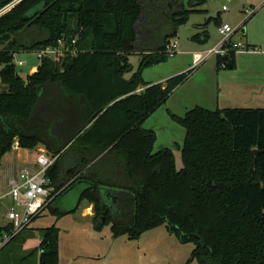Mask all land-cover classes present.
Listing matches in <instances>:
<instances>
[{
    "label": "trees",
    "instance_id": "obj_1",
    "mask_svg": "<svg viewBox=\"0 0 264 264\" xmlns=\"http://www.w3.org/2000/svg\"><path fill=\"white\" fill-rule=\"evenodd\" d=\"M13 1L0 0V9L8 6L0 13V163L16 139L23 148L44 145L56 156L47 170L59 191L48 205L56 217L88 202L95 227L111 224L115 237L137 238L164 224L180 241L194 242L190 260L199 264H264V108L170 112L186 131L181 169L171 148L153 151L156 132L143 126L190 71L149 83L141 69L166 59V44L196 7L183 0ZM164 24L156 44L152 28ZM62 39H76L77 52L62 61L45 56L26 78L19 74L16 52ZM132 53H140V65L126 76ZM235 56L232 50L216 62L232 68ZM63 131L64 141L54 144ZM80 179L89 185L77 206L57 205ZM3 228L12 231L6 244L20 233ZM18 264H59V227L42 228L39 244Z\"/></svg>",
    "mask_w": 264,
    "mask_h": 264
},
{
    "label": "rangeland",
    "instance_id": "obj_2",
    "mask_svg": "<svg viewBox=\"0 0 264 264\" xmlns=\"http://www.w3.org/2000/svg\"><path fill=\"white\" fill-rule=\"evenodd\" d=\"M16 1V0H15ZM13 1V2H15ZM186 7H190L195 2L196 11L190 14L189 20L178 27L177 34L174 39L178 42L177 53L174 56H167L163 61L145 66L141 69L143 80L149 83L159 82L168 79L172 76L187 73L184 81L176 87L167 98L166 102L157 107L143 122L145 128L153 129L156 132L157 139L154 144L153 151H157L162 147H169L172 149L175 157L176 168L183 167V159L181 147L184 142L185 128L178 120L173 118L170 112L178 115L184 113L196 106V104H206L211 109L222 107H262L264 108V91L262 88H252L245 86L242 89L233 84L232 90H219L217 88L214 75L216 72L223 71L226 68L221 66L220 69L215 65L216 56H211L198 65L193 62L192 49L196 47L198 51H204L211 48L222 37L218 31V26L221 24L215 23V17L219 14L222 16L224 22L229 23L233 28L238 29L235 20L238 16L246 15V6L250 5L252 0H183ZM11 2V3H13ZM227 6V10H223V6ZM8 6L0 9V13ZM248 8V7H247ZM245 9V12L243 10ZM32 13V12H30ZM212 19L209 21V19ZM246 18V17H245ZM163 28H152V39L158 44L161 40L160 35L165 33ZM209 34L207 40H196L192 37L195 34L203 33ZM169 31V30H168ZM241 31L235 34V39L239 37ZM204 38V36H203ZM192 53H191V52ZM20 59H25L26 65L18 66L19 74L26 78L30 73V64L33 61L34 65L39 66L38 59L34 50L32 51H18L14 54L15 62ZM140 53L130 54V61L133 70L128 72L126 76H130L132 72L137 71L140 65ZM2 63H0V69ZM218 69V70H217ZM228 70V69H227ZM233 72L235 75L237 70ZM241 69H238L240 71ZM205 79V80H204ZM5 84L0 79V90L5 88ZM252 88V90H251ZM258 90V91H257ZM257 91V92H255ZM257 93V94H254ZM53 143L58 145L66 138L64 131L58 135ZM43 147V145H38ZM28 151L34 157L37 153V148H30ZM46 150V149H45ZM23 150L16 149L15 146L11 151L7 152L0 163V191L6 192V183L8 177L11 176L12 164L15 163L18 155ZM27 154V151L24 152ZM16 166V165H15ZM21 167V166H20ZM16 166L13 175H17L20 169ZM68 195V194H67ZM75 192H72V204L75 203ZM3 211H6L10 198H4ZM81 205L75 213L57 220L50 208L47 207L41 214H39L26 228L2 249H0V264H18L22 262L23 257L36 247L42 235V228L55 224L59 227V247L63 260L70 258L73 255V247L78 248L76 260L78 262H85L89 258V252L97 248V244L101 245V238L104 239L105 245L103 248L110 250L108 262L105 264H199L197 259H191V252L194 248V242H182L179 238L169 231L166 225H160L143 232L140 237L128 238L126 235L118 237L113 236L111 231V224H105L101 229L96 228L89 217L82 215ZM9 223L3 213H0V224L5 226ZM3 236L10 234L6 228L2 230ZM96 237V240L95 238ZM89 245L90 251H85V247ZM59 250V259H60ZM97 264H103L99 260Z\"/></svg>",
    "mask_w": 264,
    "mask_h": 264
},
{
    "label": "crops",
    "instance_id": "obj_3",
    "mask_svg": "<svg viewBox=\"0 0 264 264\" xmlns=\"http://www.w3.org/2000/svg\"><path fill=\"white\" fill-rule=\"evenodd\" d=\"M247 7H251L254 10L250 14L246 13V15H247V16H245L246 18L243 17L242 15H240L235 20V24H236V26H238V28L241 26L243 27V28L241 27L238 31H236L232 36V38L234 40L238 41L241 44V48L236 50L235 67L226 68L223 71H219L218 69H220V67L218 66L217 62L215 63V65L218 68L217 69L218 71L216 72V74H212V75H214V79L216 80L217 88L219 90H232L233 84H234L237 87H239L240 89H242L245 86H251L252 88H254V87L258 88V89L262 88L261 90L264 91V0H252V1H250V5H247L246 8ZM189 8H195L194 3H192V5ZM245 9L243 10V12H245ZM217 19L220 21V23L224 22L223 20H225L222 18V16L220 14L217 16ZM215 23L217 25L216 20H215ZM239 31H241V34L239 35L238 38L235 39V34ZM204 33H206L205 30L202 33L203 34L202 40L203 39L207 40L210 35L209 34L204 35ZM203 36H204V38H203ZM198 50L199 49H197L196 47H194L192 49V51H194V53L199 52ZM194 53H193V62H194ZM31 65H34L33 61L31 62L30 66ZM30 66H29V68H30ZM37 69H38L37 67L30 69V73L36 71ZM229 69H233V71L237 70L236 75L233 72H230L231 70H229ZM238 69H241V70L238 71ZM188 71H190V69ZM165 80H167V79H165ZM165 80H162L159 82H165ZM149 82H151V81H149ZM154 83H156V82H154ZM252 88H251V90H252ZM257 91H255V92H257ZM254 94H257V93H254ZM196 105H202L204 107L211 109V107H208V105H206V104H196ZM222 108H227V107H222ZM13 146H15L16 149H18V150L22 149L23 151L18 155V158L16 159L15 163L12 164V169H11L12 173H13V171H15L16 166H19V167L21 166L19 171L25 167L36 170L38 168V165L35 162L36 157L43 150L48 155L52 156L51 153H49L46 146H44V145H43L44 148L43 147L41 148L39 146L35 147V148H37V153H36L35 157L33 154H30L28 152V151H31L32 149L21 147L19 145V142L17 139L15 140ZM25 151H27V154L24 153ZM12 173H11V176L13 174H15V173H13V174ZM17 173H19V172H17ZM85 181L86 180H84V179L78 180L77 182L79 184L76 182L77 185L74 186L70 190V192L67 193L68 195H66V193L62 194V195L60 194L55 199V203L57 205H59L60 207L65 208V209H70V208L77 206L81 191L87 185H89V182L88 181L85 182ZM50 182H51V180H50ZM72 192H75V195H76V197H75L76 201H75L74 205L72 204L73 199H71L72 198ZM81 205H83L82 215L85 217H89L90 220L92 221V224L95 226L94 218H93V216H94L93 204L88 203V202H82ZM75 212H72V213H75ZM0 213H2V212H0ZM70 214L71 213H68L67 215H70ZM60 218H62V216L57 217V220H59ZM94 238L96 240V237H94ZM100 244L101 245L97 244V248L93 249L91 251H90L89 245H87L85 247V251H87V252L90 251V252L88 253L89 258L83 263L78 262L76 260L78 248L73 247V255L70 258H68V259L66 258V260H63L61 250L59 247V250H60L59 264H97L99 260H102L103 264H105L106 261L108 262L107 255L109 254L110 250L108 248L102 247L105 245L104 239L101 238Z\"/></svg>",
    "mask_w": 264,
    "mask_h": 264
},
{
    "label": "built area",
    "instance_id": "obj_4",
    "mask_svg": "<svg viewBox=\"0 0 264 264\" xmlns=\"http://www.w3.org/2000/svg\"><path fill=\"white\" fill-rule=\"evenodd\" d=\"M227 10V6H223ZM254 9L251 7L246 8V13L250 14ZM218 31L221 34L219 41L208 48L207 50L194 53L195 65L200 64L211 56L223 57L227 56L232 50L241 48V44L232 38L236 29L229 23L222 22L218 26ZM76 39L71 43L66 44L65 40H60L56 46H48L35 50L38 59L41 60L45 57H52L57 61H62L63 57L67 54H75L77 52ZM178 42L176 39L170 40L166 44L165 54L167 56H174L177 53ZM25 59H20L15 62L18 66L26 64ZM220 66L226 68L227 62L222 61ZM38 66L31 65L30 69ZM142 87L139 88V90ZM56 157L48 155L44 150L41 151L36 157L38 168L36 170L30 168H23L17 175H12L8 178L6 183V192L0 191V212L8 218L10 225H12L13 235L26 228L30 223L42 213V211L54 200L59 191L50 184V179L47 176L48 168L55 162ZM9 197L10 203L6 211H3L4 198ZM7 225V224H6ZM5 225V226H6ZM0 227H3L0 224ZM0 233V249L10 239L11 234L6 236ZM43 249L39 250V254Z\"/></svg>",
    "mask_w": 264,
    "mask_h": 264
},
{
    "label": "water",
    "instance_id": "obj_5",
    "mask_svg": "<svg viewBox=\"0 0 264 264\" xmlns=\"http://www.w3.org/2000/svg\"><path fill=\"white\" fill-rule=\"evenodd\" d=\"M67 192V191H66ZM112 207H113V203H112Z\"/></svg>",
    "mask_w": 264,
    "mask_h": 264
}]
</instances>
